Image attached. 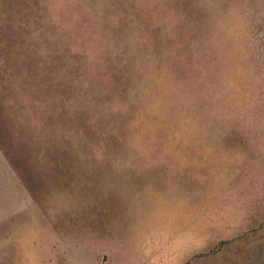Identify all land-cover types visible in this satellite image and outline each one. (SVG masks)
I'll return each instance as SVG.
<instances>
[{
	"label": "rangeland",
	"instance_id": "1",
	"mask_svg": "<svg viewBox=\"0 0 264 264\" xmlns=\"http://www.w3.org/2000/svg\"><path fill=\"white\" fill-rule=\"evenodd\" d=\"M0 264H264V0H0Z\"/></svg>",
	"mask_w": 264,
	"mask_h": 264
},
{
	"label": "snow or ice",
	"instance_id": "2",
	"mask_svg": "<svg viewBox=\"0 0 264 264\" xmlns=\"http://www.w3.org/2000/svg\"><path fill=\"white\" fill-rule=\"evenodd\" d=\"M148 0H145V6H147ZM101 123H103V121H101ZM135 131H140L139 128H137ZM149 136V133H145V139H147Z\"/></svg>",
	"mask_w": 264,
	"mask_h": 264
}]
</instances>
